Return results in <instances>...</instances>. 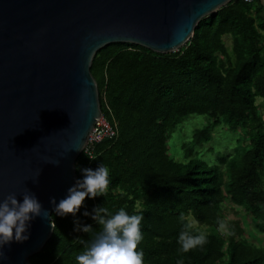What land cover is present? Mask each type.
<instances>
[{
    "label": "trees",
    "instance_id": "trees-1",
    "mask_svg": "<svg viewBox=\"0 0 264 264\" xmlns=\"http://www.w3.org/2000/svg\"><path fill=\"white\" fill-rule=\"evenodd\" d=\"M91 75L116 137L93 144L94 161L85 151L76 161L79 168L103 163L110 169L108 192L86 198L87 210L102 205L143 214L138 247L145 264H264V246L244 236L240 221L227 219L229 210L239 209L250 219L252 238L264 236V118L256 103L264 101L262 0H233L201 21L174 54L110 45L96 54ZM192 116L205 117V124L172 148L170 140ZM217 131L237 133L232 153L213 149ZM83 211L80 222L99 231ZM189 218L207 233L192 228ZM52 220V236L30 264H76L81 241L94 233L74 231L71 215ZM184 230L207 242L181 251Z\"/></svg>",
    "mask_w": 264,
    "mask_h": 264
},
{
    "label": "water",
    "instance_id": "water-1",
    "mask_svg": "<svg viewBox=\"0 0 264 264\" xmlns=\"http://www.w3.org/2000/svg\"><path fill=\"white\" fill-rule=\"evenodd\" d=\"M232 1L0 0V200L31 191L50 212L0 264H30L52 236V216L61 217L50 198L58 203L75 184L76 161L103 117L96 54L114 44L177 53Z\"/></svg>",
    "mask_w": 264,
    "mask_h": 264
},
{
    "label": "clouds",
    "instance_id": "clouds-1",
    "mask_svg": "<svg viewBox=\"0 0 264 264\" xmlns=\"http://www.w3.org/2000/svg\"><path fill=\"white\" fill-rule=\"evenodd\" d=\"M85 155L89 160L96 159L90 153ZM53 164L58 165L59 161ZM75 167L80 171L81 178L75 181L58 203L55 197L50 198V204L57 215L73 217L74 231L94 233L91 240L81 241L84 247L75 257L76 264H145L144 251L138 247L144 238L143 214H129L125 208L113 213L102 205L88 211L86 198L96 199L108 192L111 183L110 169L103 163L95 169ZM19 197L22 200L18 199L17 193L12 192L0 200V261L7 260L6 248L10 249L13 243L22 244L30 238L33 220L37 217L48 218L50 214L31 191L24 192ZM81 208H84L83 216L91 217L100 226L99 231H94L92 224L80 222L77 214L81 212ZM206 242L203 234L193 235L187 230L181 231L178 236L183 252ZM177 264H184L183 259H179Z\"/></svg>",
    "mask_w": 264,
    "mask_h": 264
},
{
    "label": "rangeland",
    "instance_id": "rangeland-1",
    "mask_svg": "<svg viewBox=\"0 0 264 264\" xmlns=\"http://www.w3.org/2000/svg\"><path fill=\"white\" fill-rule=\"evenodd\" d=\"M226 45L229 48L230 47V41L229 39H226ZM257 105L260 106V114L264 118V101L257 99L256 101ZM205 124V117L203 116H192L189 118L182 126L183 133L177 134L175 137H173L169 144L173 148L176 144L178 145L181 141V139H185L186 135L189 137L192 133V131L196 128H200ZM236 139H237V133H228L225 131H217L214 134V143L212 145L213 149L217 151H222L223 153H232L233 149L236 145ZM89 142L87 143V145ZM175 144V145H174ZM86 145V146H87ZM170 154L174 156H179L177 152L171 150ZM227 219L228 220H236L240 221L242 227L244 228V236L258 244L264 246V236H259L256 239H253V230L249 225V217H247L245 214L240 212L239 209H235V213L231 210L227 213ZM189 223L192 226V228L197 229L201 233L205 234L207 233L208 229L205 227H200L195 221L191 218H189ZM220 232L222 234L225 233L224 229H220Z\"/></svg>",
    "mask_w": 264,
    "mask_h": 264
},
{
    "label": "built area",
    "instance_id": "built-area-1",
    "mask_svg": "<svg viewBox=\"0 0 264 264\" xmlns=\"http://www.w3.org/2000/svg\"><path fill=\"white\" fill-rule=\"evenodd\" d=\"M245 3H250L252 0H243ZM116 137L115 129L102 117L97 120V123L88 140L89 144L85 148L86 153H91L92 146L99 143L103 139H114Z\"/></svg>",
    "mask_w": 264,
    "mask_h": 264
},
{
    "label": "crops",
    "instance_id": "crops-1",
    "mask_svg": "<svg viewBox=\"0 0 264 264\" xmlns=\"http://www.w3.org/2000/svg\"><path fill=\"white\" fill-rule=\"evenodd\" d=\"M262 2L264 3V0H262Z\"/></svg>",
    "mask_w": 264,
    "mask_h": 264
},
{
    "label": "bare ground",
    "instance_id": "bare-ground-1",
    "mask_svg": "<svg viewBox=\"0 0 264 264\" xmlns=\"http://www.w3.org/2000/svg\"><path fill=\"white\" fill-rule=\"evenodd\" d=\"M90 138V137H89Z\"/></svg>",
    "mask_w": 264,
    "mask_h": 264
}]
</instances>
